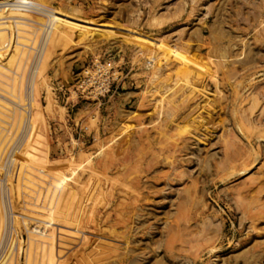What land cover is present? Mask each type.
<instances>
[{
  "label": "rangeland",
  "instance_id": "obj_1",
  "mask_svg": "<svg viewBox=\"0 0 264 264\" xmlns=\"http://www.w3.org/2000/svg\"><path fill=\"white\" fill-rule=\"evenodd\" d=\"M10 262L264 264V0H0Z\"/></svg>",
  "mask_w": 264,
  "mask_h": 264
},
{
  "label": "bare ground",
  "instance_id": "obj_2",
  "mask_svg": "<svg viewBox=\"0 0 264 264\" xmlns=\"http://www.w3.org/2000/svg\"><path fill=\"white\" fill-rule=\"evenodd\" d=\"M20 10H21V11L23 10V6H21ZM24 19H25V18H23L22 20L25 21ZM10 264H11V262H10Z\"/></svg>",
  "mask_w": 264,
  "mask_h": 264
}]
</instances>
